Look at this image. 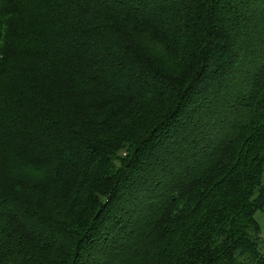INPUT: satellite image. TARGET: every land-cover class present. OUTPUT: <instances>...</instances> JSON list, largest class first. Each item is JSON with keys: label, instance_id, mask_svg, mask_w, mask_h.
Here are the masks:
<instances>
[{"label": "trees", "instance_id": "1", "mask_svg": "<svg viewBox=\"0 0 264 264\" xmlns=\"http://www.w3.org/2000/svg\"><path fill=\"white\" fill-rule=\"evenodd\" d=\"M24 60L66 93L0 264H264V0H0V81Z\"/></svg>", "mask_w": 264, "mask_h": 264}, {"label": "rangeland", "instance_id": "2", "mask_svg": "<svg viewBox=\"0 0 264 264\" xmlns=\"http://www.w3.org/2000/svg\"><path fill=\"white\" fill-rule=\"evenodd\" d=\"M69 40L68 35H64L62 41ZM65 78L60 71L54 72L53 66L47 63L34 62V60H24L16 64V67L0 81V100L4 97H10V101H19L13 106H5L1 115L12 116L11 123L2 129L3 135L0 136V184L3 187L13 189L20 195H34V168H27L24 164L32 162V152L34 151L32 143L26 140V136L34 131L30 128L34 117V109L47 107V104L54 101L60 103L66 93L64 89ZM8 92L3 96L2 89ZM8 98H6L7 100ZM9 123L8 121H6ZM40 137L41 134L37 133ZM43 143L46 141L42 140ZM34 165V164H33ZM264 179V174H263ZM1 189V188H0ZM3 192V191H2ZM264 240V210L256 212ZM264 251V248H263Z\"/></svg>", "mask_w": 264, "mask_h": 264}]
</instances>
